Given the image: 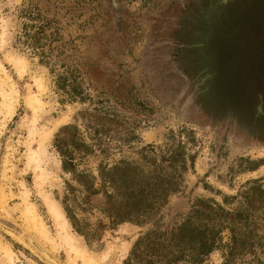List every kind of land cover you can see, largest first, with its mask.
Masks as SVG:
<instances>
[{"label":"rangeland","instance_id":"374dc122","mask_svg":"<svg viewBox=\"0 0 264 264\" xmlns=\"http://www.w3.org/2000/svg\"><path fill=\"white\" fill-rule=\"evenodd\" d=\"M0 64V242L14 264H51L24 235L78 262L45 196L93 264H169L153 230L186 221L215 240L196 264H264V0H0ZM131 195L149 207L121 220L101 207ZM185 253L177 264H193Z\"/></svg>","mask_w":264,"mask_h":264},{"label":"trees","instance_id":"16d2710c","mask_svg":"<svg viewBox=\"0 0 264 264\" xmlns=\"http://www.w3.org/2000/svg\"><path fill=\"white\" fill-rule=\"evenodd\" d=\"M44 28L45 25L43 24L37 27V33L39 35L36 39V42H39V44L41 43L43 38L47 39L49 37L47 34L43 33ZM38 47L42 48L43 45H38ZM163 192H165V190L163 191V189L157 191L158 194H161ZM135 197L136 196L131 195V200H129L123 206L116 205L109 200L106 201V203L103 202V205L101 207L110 218L115 217L120 218V220L121 218H128L131 213H136L137 211L146 209L150 205V203H146L145 206H142L141 202ZM153 231H156V235L149 242V247L153 254L158 257L157 259L160 260V258L165 257L167 258V262L169 264H177L178 262L185 261L186 257H188V254L185 253L186 251H188L189 254L192 255L191 258H195V260L190 261H193V264H196L199 262V260L202 259L205 254H207L211 250L213 244L215 243L213 234L206 235L204 229L200 226L189 228L187 221L180 224L177 227V231L172 229L169 235H167L165 231H160L158 228H155ZM148 236L149 235H147V237ZM140 241L141 239L137 240V242H135V246L138 245ZM187 244L188 246L186 247ZM199 257L201 258L199 259Z\"/></svg>","mask_w":264,"mask_h":264},{"label":"bare ground","instance_id":"6f19581e","mask_svg":"<svg viewBox=\"0 0 264 264\" xmlns=\"http://www.w3.org/2000/svg\"><path fill=\"white\" fill-rule=\"evenodd\" d=\"M6 58L9 61V63H11L14 68H16L19 75H22L25 72L26 66H27V61L23 57L8 55V56H6ZM0 70L4 71V68L1 64H0ZM34 83H35V86H37V88L40 91L44 89V85L42 84V80L40 78H34ZM1 96L5 100L6 96L3 94H1ZM7 98H8V96H7ZM27 102H28L27 105L31 106V109L34 112L40 110L41 105H42V102L38 98L37 94L31 95L27 99ZM32 117H34V116H32ZM33 120H35V119H33ZM55 121L56 122L52 125L53 128L57 127L61 123L60 119L58 121L57 120H55ZM46 136H47V133L45 134L43 139H45ZM41 148H42V144H40L38 150L33 151L31 153V155L33 156V160L36 161L37 164L40 163L39 161H40V149ZM37 167H38V165H37ZM39 172H40V170H39ZM43 175H45V173L41 172L40 178ZM43 202H44V205L46 207L48 214L52 218L53 224L55 225L56 229L58 230V235H59L58 237L60 238L62 243H64L65 245L68 246L70 252L77 259V261H78L77 264H93L92 259L89 258V256H87V254L83 250L82 245L79 242L75 241L76 239H75L74 235L71 234V232L69 231L67 221L63 217L62 212L60 211V209L56 205V203L49 196H45L43 198ZM23 216L27 222L26 226L28 225V228H30L40 240L47 242V243L52 242L51 240H49L48 235L45 232L44 226H43L41 220L39 219V216H38L33 204L25 203ZM11 253L12 252H10L8 250L7 246L0 242V254L3 255L5 261L8 264H14Z\"/></svg>","mask_w":264,"mask_h":264},{"label":"water","instance_id":"95a60500","mask_svg":"<svg viewBox=\"0 0 264 264\" xmlns=\"http://www.w3.org/2000/svg\"><path fill=\"white\" fill-rule=\"evenodd\" d=\"M28 242L51 264H60L53 257H51L33 238L28 235H24Z\"/></svg>","mask_w":264,"mask_h":264}]
</instances>
